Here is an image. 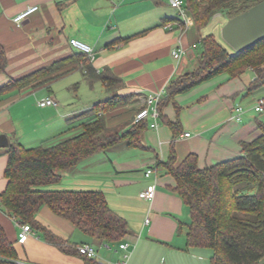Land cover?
<instances>
[{"label": "crops", "instance_id": "1", "mask_svg": "<svg viewBox=\"0 0 264 264\" xmlns=\"http://www.w3.org/2000/svg\"><path fill=\"white\" fill-rule=\"evenodd\" d=\"M33 5L39 10L17 26L14 17ZM182 22L178 10L167 0H0V42L8 56L0 85L10 77L20 78L79 54L70 40H81L94 48L92 63L99 72L110 68L124 81L118 93L128 97L126 102L104 116L106 130L125 132L136 124V114L147 106L149 95L163 92L164 97L173 80L190 72L191 59L200 51L204 35L195 25L184 29ZM119 39L123 41L116 43ZM180 45L186 52L178 62L173 51ZM79 66L75 62L49 83L0 99V134H7L10 142H21L25 137L29 147H36L48 140L54 144L69 137L66 133H74L70 118L114 94L106 92L103 85L106 100L81 106L59 101L52 87L58 80L76 76L88 83ZM255 79L253 70L236 78L222 74L177 96L176 103L164 107L158 127L151 126L153 117L145 120L148 126L142 135V147L121 143L65 171L61 181L48 189L102 191L110 207L129 223L126 241L131 243L132 255L128 264H212V249L189 247L187 227L179 230L181 223L190 221V212L176 191V179L163 164L173 148L179 161L196 154L202 168L240 155L243 143L256 139L261 133L259 124L264 122V111L255 110L264 99V87L248 93ZM48 97L56 99L58 105L40 107L38 102ZM240 105L245 111L242 120L237 121L234 115ZM169 121L179 123L177 136ZM186 133L191 135L186 137ZM8 160V148L0 147V193L8 184ZM152 167L156 172L146 176ZM152 185L156 186V194L149 200L145 192ZM37 220L71 251H64L35 227L20 242L21 225L0 208V224L15 244L17 262L86 264L77 251L83 243L98 248L96 259L100 264H115L123 255L118 246L108 249L94 242L47 205L39 210Z\"/></svg>", "mask_w": 264, "mask_h": 264}, {"label": "trees", "instance_id": "2", "mask_svg": "<svg viewBox=\"0 0 264 264\" xmlns=\"http://www.w3.org/2000/svg\"><path fill=\"white\" fill-rule=\"evenodd\" d=\"M263 0H185L194 25L202 31L214 17L222 14L226 20L249 10ZM128 40L125 39V41ZM119 39L116 43H120ZM198 66L167 86L160 100L162 111L177 96L213 78L227 74L240 77L253 70L256 79L248 93L264 87V39L238 53L223 45L214 34L201 37ZM81 60V61H80ZM80 69L90 85L102 82L112 97L69 119L72 129L82 131L61 139L51 146H25L20 141L11 142L5 177L6 189L0 193V208L20 225L29 224L43 231L46 238L66 250L38 220L39 210L47 205L58 216L70 220L76 228L94 242L119 246L130 234L129 223L109 205L102 191L51 190L48 186L61 181L65 171L106 152L121 143L142 147L146 121L136 123L125 132H106L105 113L126 102L118 91L124 81L112 69L98 71L87 54H76L20 78L10 77L0 85V99L28 87H39L59 78L73 63ZM8 67L5 46L0 42V75ZM64 71L60 72L61 70ZM70 70V69H68ZM181 108L178 107V114ZM175 136L179 123L169 121ZM260 135L244 142L240 155L207 167H200L194 153L179 161L172 150L163 164L176 179V191L190 212V221L181 223L179 230L187 227L189 247H205L213 251L212 264H264V122L259 124ZM79 255H81L78 252ZM86 264H100L96 258L81 255ZM18 252L0 224V264H18Z\"/></svg>", "mask_w": 264, "mask_h": 264}, {"label": "built area", "instance_id": "3", "mask_svg": "<svg viewBox=\"0 0 264 264\" xmlns=\"http://www.w3.org/2000/svg\"><path fill=\"white\" fill-rule=\"evenodd\" d=\"M167 1L171 7L178 10L182 18V21H183L182 27L184 29H188L191 25H194L193 17L189 14L186 8L185 0H167ZM38 10H39V7L37 5L29 6L25 10L18 13L14 17L13 20L17 26H21L24 23V21H26L31 15L36 13ZM70 45L72 46L74 50L78 51L79 53L87 54L91 60L95 58V50L91 45L81 40H78V39H71ZM194 47H196V45H194ZM185 52H186V49L182 45H180L176 49H174L173 56L179 62L183 58ZM163 95H164L163 92L154 93V94L149 95L147 99V106L141 109L136 114L135 122L139 123V122L146 120L148 117H153L154 122L152 123L151 126L158 127V120L161 116L160 111L158 109V104L160 100L162 99ZM38 105L40 107L57 106L58 101L52 97H48L44 100L39 101ZM255 110L258 112L264 111V99H262L260 103L255 107ZM244 111H245V108L242 105L236 107V113L234 115V119L237 121H241ZM190 135L191 133L185 134L186 137H189ZM155 172H156V169L154 167L148 168L146 172V176H151ZM155 194H156L155 185H152L151 187H149V189L145 192V196L149 200H152L155 197ZM146 221L149 222V219H147ZM32 231H33V228L31 225L29 224L21 225V230L18 234V240L20 242H24L29 237V235L32 233ZM103 246H105L108 249H112V246L109 243H105L103 244ZM118 249L123 251V255L115 264H128L131 258V255H132L131 243L129 241H124L118 246ZM77 251L81 255H86L91 258H97L98 256V248L92 243H83L79 245L77 247ZM17 263L24 264L22 262H17Z\"/></svg>", "mask_w": 264, "mask_h": 264}, {"label": "rangeland", "instance_id": "4", "mask_svg": "<svg viewBox=\"0 0 264 264\" xmlns=\"http://www.w3.org/2000/svg\"><path fill=\"white\" fill-rule=\"evenodd\" d=\"M224 21L227 22L226 17L223 16L222 14H218L216 17H214L210 25L201 31V35L214 34L220 43H222L225 46L228 45V43L222 37V28H223L222 23ZM196 52H197L196 57L191 59L190 62L191 68L188 69L189 71L194 70V67L196 68L198 66L197 56H199L200 51L197 50ZM192 64H194L193 67ZM52 87L57 94L58 100L64 102L65 104H70L72 102L75 103V105L77 106H81V105L91 104L94 101L106 100L105 99L106 92L104 91L103 84L101 82L95 83L94 86L92 87L86 81H84L83 78L81 79L80 77L78 78L74 76V78H65L58 80L55 84L52 85ZM261 94L264 96V92ZM262 95L261 97H263ZM34 99H31L32 100L31 102H34L36 100ZM81 131H82V127L78 126L76 127L74 133L68 132L65 134V136H72ZM106 132L110 133L108 130H106ZM24 138L22 139L21 142H26L23 144L25 146H28L27 142L29 141L25 140ZM49 141L50 140L45 141L44 143H40L39 145L51 146L53 143ZM33 144H38V143H33Z\"/></svg>", "mask_w": 264, "mask_h": 264}, {"label": "water", "instance_id": "5", "mask_svg": "<svg viewBox=\"0 0 264 264\" xmlns=\"http://www.w3.org/2000/svg\"><path fill=\"white\" fill-rule=\"evenodd\" d=\"M222 37L238 53L264 39V0L249 10L228 20L222 28ZM11 145L7 134H0V147Z\"/></svg>", "mask_w": 264, "mask_h": 264}]
</instances>
